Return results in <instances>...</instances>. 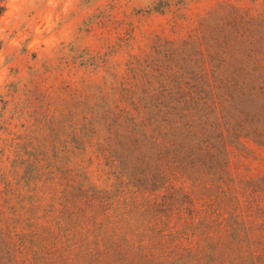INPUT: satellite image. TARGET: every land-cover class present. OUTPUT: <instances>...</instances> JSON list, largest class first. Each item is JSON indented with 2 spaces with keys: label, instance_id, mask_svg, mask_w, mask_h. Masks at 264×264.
I'll return each mask as SVG.
<instances>
[{
  "label": "rangeland",
  "instance_id": "obj_1",
  "mask_svg": "<svg viewBox=\"0 0 264 264\" xmlns=\"http://www.w3.org/2000/svg\"><path fill=\"white\" fill-rule=\"evenodd\" d=\"M0 264H264V0H1Z\"/></svg>",
  "mask_w": 264,
  "mask_h": 264
},
{
  "label": "trees",
  "instance_id": "obj_2",
  "mask_svg": "<svg viewBox=\"0 0 264 264\" xmlns=\"http://www.w3.org/2000/svg\"><path fill=\"white\" fill-rule=\"evenodd\" d=\"M3 10V7L1 6V0H0V12Z\"/></svg>",
  "mask_w": 264,
  "mask_h": 264
}]
</instances>
